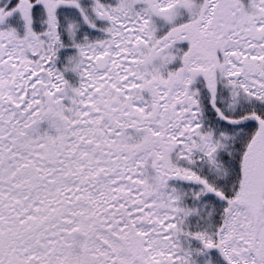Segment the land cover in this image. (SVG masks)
Segmentation results:
<instances>
[{
	"label": "snow or ice",
	"instance_id": "1",
	"mask_svg": "<svg viewBox=\"0 0 264 264\" xmlns=\"http://www.w3.org/2000/svg\"><path fill=\"white\" fill-rule=\"evenodd\" d=\"M0 264H264V0H0Z\"/></svg>",
	"mask_w": 264,
	"mask_h": 264
}]
</instances>
